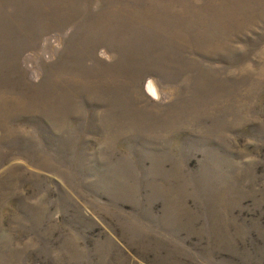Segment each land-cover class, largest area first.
Listing matches in <instances>:
<instances>
[{"label":"rangeland","instance_id":"374dc122","mask_svg":"<svg viewBox=\"0 0 264 264\" xmlns=\"http://www.w3.org/2000/svg\"><path fill=\"white\" fill-rule=\"evenodd\" d=\"M0 264H264V0H0Z\"/></svg>","mask_w":264,"mask_h":264}]
</instances>
